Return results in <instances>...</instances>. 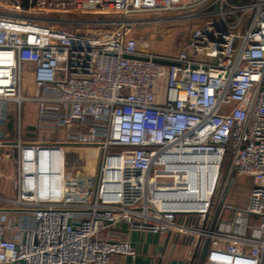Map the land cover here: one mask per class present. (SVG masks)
I'll return each instance as SVG.
<instances>
[{"label":"built area","instance_id":"built-area-1","mask_svg":"<svg viewBox=\"0 0 264 264\" xmlns=\"http://www.w3.org/2000/svg\"><path fill=\"white\" fill-rule=\"evenodd\" d=\"M79 1L0 0V147L17 167L0 264L136 259L103 237L122 224L180 239L191 264H264V0H112L103 19ZM144 16L197 24L168 57L133 37ZM25 103L51 137L28 139Z\"/></svg>","mask_w":264,"mask_h":264},{"label":"crops","instance_id":"crops-1","mask_svg":"<svg viewBox=\"0 0 264 264\" xmlns=\"http://www.w3.org/2000/svg\"><path fill=\"white\" fill-rule=\"evenodd\" d=\"M28 89L32 90L30 86ZM31 106L34 107L32 114L25 116L23 113L24 127H26L29 134V136L28 134L26 135V138L28 136V139L35 140L36 138L44 139L48 136L51 137V135H46L44 132H37L33 129L32 124L35 123L36 105ZM13 150L14 146L10 144L0 147V175H4L2 180L0 178V204L2 203L1 199L12 200L15 198L12 180L17 174V167L14 165V162L8 158V155L11 154ZM73 153H75V150ZM71 161H73L72 158ZM230 200L236 202L234 199ZM103 237L114 241H128L138 253L136 259L125 256H113L110 264H191L188 259L191 247L183 243L180 239L162 237L144 231L132 232L125 224L120 225L118 228L108 229V231L103 234Z\"/></svg>","mask_w":264,"mask_h":264},{"label":"rangeland","instance_id":"rangeland-1","mask_svg":"<svg viewBox=\"0 0 264 264\" xmlns=\"http://www.w3.org/2000/svg\"><path fill=\"white\" fill-rule=\"evenodd\" d=\"M232 3H245L246 0H230ZM80 5L86 10L88 13L85 16V19H103V18H117V14L113 15L112 13L109 15L107 14H101L102 10L104 9V6H111L113 7L112 0H80ZM15 10V8H14ZM111 11V9H110ZM93 12V14H92ZM119 16V15H118ZM154 16V15H153ZM153 16H144L140 17L141 19H145V22H139L136 24L135 31L133 33V37L138 40V43L140 46H143L144 44H149L152 46V49L154 52H156L159 55L162 56H168L173 57L176 56L178 53H180L182 50L187 48L189 44L190 39V33L191 31L196 27L195 21H186V20H180V19H174V20H167L166 21H154ZM158 19L161 18H168V15L160 14L157 16ZM153 19V20H151ZM192 54L196 52V50L191 51ZM27 81H30V76H26ZM29 90V89H28ZM34 110V107L31 106V104H24L23 111L24 115L27 116L28 114H32V111ZM75 150V153H73ZM12 152V151H11ZM77 153V154H76ZM86 150L80 151L79 149L72 148V154L71 157L74 159L72 161V168L76 170V168L80 165V161L83 159H88ZM13 155V152L9 154L8 156ZM73 155V156H72ZM80 156V157H79ZM82 157V158H81ZM84 157V158H83ZM91 157V156H90ZM81 158V159H80ZM99 159V156H98ZM88 162V161H87ZM87 162L83 164V166L87 165ZM98 162L96 164V168L98 167ZM95 165V162H94ZM79 168V167H78ZM77 168V169H78ZM93 171V170H92ZM76 172L79 175H84L83 171H80L79 169L76 170ZM75 172V173H76ZM8 177V176H7ZM1 180L4 178V175H0ZM11 181V180H10ZM90 183V192L94 186L93 181ZM245 179L241 180L240 185H243L245 183ZM237 184L233 185L232 190L230 192V199L235 195V188ZM239 188V187H237ZM77 192H79L77 190ZM77 198H83L84 193H76ZM75 195V198H76ZM15 199V198H14ZM229 199V200H230ZM243 200H239V203L243 202Z\"/></svg>","mask_w":264,"mask_h":264},{"label":"bare ground","instance_id":"bare-ground-1","mask_svg":"<svg viewBox=\"0 0 264 264\" xmlns=\"http://www.w3.org/2000/svg\"><path fill=\"white\" fill-rule=\"evenodd\" d=\"M91 155L95 156L96 155V152H93Z\"/></svg>","mask_w":264,"mask_h":264},{"label":"water","instance_id":"water-1","mask_svg":"<svg viewBox=\"0 0 264 264\" xmlns=\"http://www.w3.org/2000/svg\"><path fill=\"white\" fill-rule=\"evenodd\" d=\"M140 45V44H139ZM144 46V45H143ZM143 46H140V47H143ZM169 64V63H168Z\"/></svg>","mask_w":264,"mask_h":264}]
</instances>
